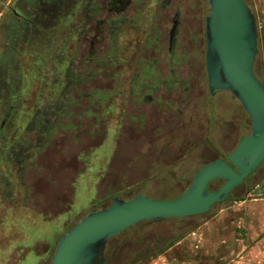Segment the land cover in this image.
<instances>
[{
  "label": "rangeland",
  "instance_id": "1",
  "mask_svg": "<svg viewBox=\"0 0 264 264\" xmlns=\"http://www.w3.org/2000/svg\"><path fill=\"white\" fill-rule=\"evenodd\" d=\"M40 1L0 0V21L16 6L30 19ZM57 1L49 25L24 30L9 15L0 26V264H47L65 230L114 195L174 198L249 133L232 94L207 96V0ZM244 1L264 83V0ZM238 197H264V160L228 201ZM228 201L138 221L112 240L123 251L111 262L137 264Z\"/></svg>",
  "mask_w": 264,
  "mask_h": 264
},
{
  "label": "water",
  "instance_id": "2",
  "mask_svg": "<svg viewBox=\"0 0 264 264\" xmlns=\"http://www.w3.org/2000/svg\"><path fill=\"white\" fill-rule=\"evenodd\" d=\"M114 2L118 0H113ZM204 17L207 89L226 90L240 103L249 133L240 136L225 155L202 166L184 191L169 199L138 192L131 198L111 197L108 205L90 211L58 238L48 264H103L106 241L141 220L184 217L208 211L221 202L264 160V83L253 71L256 48L254 15L243 0H207ZM124 3V2H123ZM222 182L215 190L207 184Z\"/></svg>",
  "mask_w": 264,
  "mask_h": 264
},
{
  "label": "crops",
  "instance_id": "3",
  "mask_svg": "<svg viewBox=\"0 0 264 264\" xmlns=\"http://www.w3.org/2000/svg\"><path fill=\"white\" fill-rule=\"evenodd\" d=\"M137 264H264V197L218 206Z\"/></svg>",
  "mask_w": 264,
  "mask_h": 264
},
{
  "label": "flooded vegetation",
  "instance_id": "4",
  "mask_svg": "<svg viewBox=\"0 0 264 264\" xmlns=\"http://www.w3.org/2000/svg\"><path fill=\"white\" fill-rule=\"evenodd\" d=\"M26 2H29V0H17L18 3L24 4ZM24 2V3H23ZM42 5V6H41ZM60 5L57 0L53 1H47L43 2L42 0L35 5V8L31 9V12H34V15L29 17L23 15L20 11L19 8L16 7H10V10L8 12L4 11L2 19L0 21V26L2 24H5L4 27L7 26V24L12 25L11 21L7 22V17H12L13 19L17 20L19 22L20 27L23 28L24 30H28L32 25H49L50 22L54 20L56 17V13H58ZM43 13V14H42ZM10 15V16H9ZM20 20H23L21 22ZM1 74V71H0Z\"/></svg>",
  "mask_w": 264,
  "mask_h": 264
},
{
  "label": "trees",
  "instance_id": "5",
  "mask_svg": "<svg viewBox=\"0 0 264 264\" xmlns=\"http://www.w3.org/2000/svg\"><path fill=\"white\" fill-rule=\"evenodd\" d=\"M244 1V0H243ZM244 3H245V1H244ZM251 9V8H250ZM254 19H255V16H254ZM21 22L23 21V20H20ZM23 23H24V21H23ZM255 26H256V22H255ZM256 47H257V53L259 52V50H258V32H257V28H256ZM256 53V54H257ZM256 56V55H255ZM256 59V57H254V60ZM254 65V64H253ZM253 71H254V68H253ZM254 74H255V72H254ZM256 75V74H255ZM259 79V78H258ZM207 96L208 97H211V94H209V92L207 93ZM210 100V99H209ZM223 158V157H222ZM224 158H225V156H224ZM202 166V165H201ZM199 168V167H198ZM197 168V169H198ZM197 171V170H196ZM195 171V172H196ZM194 172V173H195ZM193 173V174H194ZM192 174V175H193ZM192 175H191V178H192ZM250 175V174H249ZM248 175V176H249ZM247 176V177H248ZM247 177L242 181V183L247 179ZM191 178L189 179V181L187 182V184H186V186L188 185V183L190 182V180H191ZM216 180L217 179H214L213 181H211V182H209L208 184H207V189L208 190H215V189H217L218 188V186L219 185H214L215 183H216ZM186 186H185V188H186ZM184 188V189H185ZM236 188V187H235ZM235 188H233L227 195H226V198H225V200H227L228 198H229V196H230V194H231V192L235 189ZM184 189H183V191H184ZM182 191V192H183ZM182 192H180V193H182ZM138 192H136L135 194H133L132 196H130L129 198H131V197H133L134 195H136ZM179 193V194H180ZM179 194H177V196L179 195ZM176 197V196H175ZM235 199H242L241 197H238V198H235ZM109 204V203H108ZM107 204V205H108ZM102 208V207H101ZM174 218H177V219H179V221L181 222L182 220H183V218L184 217H174ZM164 219H169V218H164ZM164 219H159V220H164ZM156 220V219H155ZM155 220H141L142 222H151V221H155ZM140 221V222H141ZM137 224V223H136ZM169 231H170V233H171V230L170 229H168ZM174 230H176V228H174L173 230H172V232L174 231ZM180 234H182V233H177V232H173V235H172V233L171 234H169V239H167V244H169L171 241H173L175 238H177V236H179ZM163 237L165 236V235H162ZM171 236V237H170ZM115 237H117V235H115V236H113V237H111V238H109L107 241H106V243H105V247H104V250H103V256H104V263L103 264H120V263H114V262H111V261H114L115 260V258L117 257V255H119L120 253H122L121 251H123L122 250V248H123V243L122 242H120V243H116V244H111V242H112V240L115 238ZM123 258H125V256H121V259L123 260ZM50 260V259H49ZM49 262V261H48ZM48 264V263H47ZM127 264H131V263H127Z\"/></svg>",
  "mask_w": 264,
  "mask_h": 264
}]
</instances>
